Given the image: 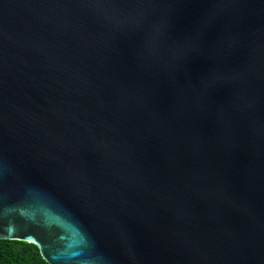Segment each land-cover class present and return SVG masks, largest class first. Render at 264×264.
<instances>
[{
	"label": "water",
	"instance_id": "1",
	"mask_svg": "<svg viewBox=\"0 0 264 264\" xmlns=\"http://www.w3.org/2000/svg\"><path fill=\"white\" fill-rule=\"evenodd\" d=\"M0 240L264 264V0H0Z\"/></svg>",
	"mask_w": 264,
	"mask_h": 264
},
{
	"label": "trees",
	"instance_id": "2",
	"mask_svg": "<svg viewBox=\"0 0 264 264\" xmlns=\"http://www.w3.org/2000/svg\"><path fill=\"white\" fill-rule=\"evenodd\" d=\"M0 264H48L31 243L0 240Z\"/></svg>",
	"mask_w": 264,
	"mask_h": 264
}]
</instances>
